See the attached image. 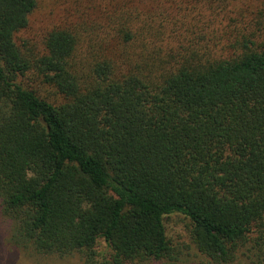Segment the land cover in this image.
I'll use <instances>...</instances> for the list:
<instances>
[{
  "label": "trees",
  "instance_id": "16d2710c",
  "mask_svg": "<svg viewBox=\"0 0 264 264\" xmlns=\"http://www.w3.org/2000/svg\"><path fill=\"white\" fill-rule=\"evenodd\" d=\"M38 2L0 0L9 242L86 264L100 241L109 264L172 260L164 219L179 213L212 263L264 264V4L219 36L172 37L161 18L176 27L180 7L160 1L143 22L116 18L95 36L60 27L41 49L21 46Z\"/></svg>",
  "mask_w": 264,
  "mask_h": 264
},
{
  "label": "rangeland",
  "instance_id": "374dc122",
  "mask_svg": "<svg viewBox=\"0 0 264 264\" xmlns=\"http://www.w3.org/2000/svg\"><path fill=\"white\" fill-rule=\"evenodd\" d=\"M160 1L175 3L180 7L179 13L172 12L173 15L178 13L176 27L168 22L171 18H166V15L161 20H165L167 32L172 37L184 34L186 38L202 32H216L219 36L222 31H229L230 27H241L252 17H258L264 4V0H39L37 8L30 15L28 26L17 34L16 41L21 46L28 43L41 49L47 34L55 28L69 27L89 36L104 31L108 33L111 22L116 18L122 22L139 14L142 22L147 20L148 13ZM160 6L161 10L166 11L164 4ZM259 40L264 41V36L259 35ZM164 222L176 257L137 264H215L202 255L191 241L187 218L173 213L167 215ZM9 224L0 214V264H86L78 253L65 257L45 256L12 245L9 242ZM97 250L99 257L96 264H109L110 252L103 241L99 242ZM230 264L254 262L246 253H240L237 260Z\"/></svg>",
  "mask_w": 264,
  "mask_h": 264
}]
</instances>
